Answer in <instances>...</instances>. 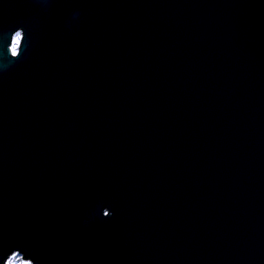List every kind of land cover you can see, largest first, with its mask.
Listing matches in <instances>:
<instances>
[{
  "label": "water",
  "instance_id": "obj_1",
  "mask_svg": "<svg viewBox=\"0 0 264 264\" xmlns=\"http://www.w3.org/2000/svg\"><path fill=\"white\" fill-rule=\"evenodd\" d=\"M14 254L264 264V0H0Z\"/></svg>",
  "mask_w": 264,
  "mask_h": 264
},
{
  "label": "snow or ice",
  "instance_id": "obj_2",
  "mask_svg": "<svg viewBox=\"0 0 264 264\" xmlns=\"http://www.w3.org/2000/svg\"><path fill=\"white\" fill-rule=\"evenodd\" d=\"M19 41H20V34H17V36L15 38V41H14L15 47L12 49L13 54H16V52H17L16 44L19 43ZM18 255L19 254H15L12 257H10L8 259V264H17V257H18Z\"/></svg>",
  "mask_w": 264,
  "mask_h": 264
},
{
  "label": "flooded vegetation",
  "instance_id": "obj_3",
  "mask_svg": "<svg viewBox=\"0 0 264 264\" xmlns=\"http://www.w3.org/2000/svg\"><path fill=\"white\" fill-rule=\"evenodd\" d=\"M17 34H20V37H21V35L23 34V28H21V27L16 28L15 31L12 33L11 44H10L11 49H12V45L15 41ZM18 44L19 43L16 44V47L18 46Z\"/></svg>",
  "mask_w": 264,
  "mask_h": 264
},
{
  "label": "trees",
  "instance_id": "obj_4",
  "mask_svg": "<svg viewBox=\"0 0 264 264\" xmlns=\"http://www.w3.org/2000/svg\"><path fill=\"white\" fill-rule=\"evenodd\" d=\"M15 255V254H14ZM13 256V255H12ZM11 256V257H12ZM4 264H8V260L4 263ZM17 264H28V262L24 261L21 259V257L18 255L17 257Z\"/></svg>",
  "mask_w": 264,
  "mask_h": 264
},
{
  "label": "clouds",
  "instance_id": "obj_5",
  "mask_svg": "<svg viewBox=\"0 0 264 264\" xmlns=\"http://www.w3.org/2000/svg\"><path fill=\"white\" fill-rule=\"evenodd\" d=\"M15 47V44L13 43V45H12V49Z\"/></svg>",
  "mask_w": 264,
  "mask_h": 264
}]
</instances>
